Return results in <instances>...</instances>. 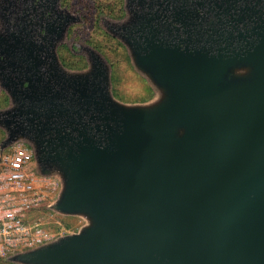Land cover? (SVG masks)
Instances as JSON below:
<instances>
[{"label": "water", "instance_id": "95a60500", "mask_svg": "<svg viewBox=\"0 0 264 264\" xmlns=\"http://www.w3.org/2000/svg\"><path fill=\"white\" fill-rule=\"evenodd\" d=\"M181 3L126 39L152 99L116 98L109 77L74 90L39 73L42 87L21 91L30 104L0 109L1 147L30 142L61 184L48 208L84 220L12 262L264 264V36L214 49L200 0Z\"/></svg>", "mask_w": 264, "mask_h": 264}, {"label": "flooded vegetation", "instance_id": "af4514ba", "mask_svg": "<svg viewBox=\"0 0 264 264\" xmlns=\"http://www.w3.org/2000/svg\"><path fill=\"white\" fill-rule=\"evenodd\" d=\"M183 1L192 6L195 0H0V88L6 100L0 109L30 104L21 91L30 82L42 87L36 80L39 73L44 75V84L61 89L64 82L71 81L74 90L87 76L102 85L108 84L109 77L116 98L130 103L152 99L151 85L153 93L144 100L120 95L113 58L123 51L135 68L126 44L133 28L153 15L166 23L171 17L164 16ZM200 2L201 33L210 47L246 48L264 36V0ZM8 89L16 90V95ZM8 118L10 114L0 115V144L9 134L5 127ZM9 125L14 127V123ZM22 142L35 155L32 144Z\"/></svg>", "mask_w": 264, "mask_h": 264}, {"label": "built area", "instance_id": "2783aa9c", "mask_svg": "<svg viewBox=\"0 0 264 264\" xmlns=\"http://www.w3.org/2000/svg\"><path fill=\"white\" fill-rule=\"evenodd\" d=\"M60 188L56 177L38 172L34 151L27 143L4 149L0 145V257L69 232L60 220L48 219L46 207Z\"/></svg>", "mask_w": 264, "mask_h": 264}, {"label": "rangeland", "instance_id": "374dc122", "mask_svg": "<svg viewBox=\"0 0 264 264\" xmlns=\"http://www.w3.org/2000/svg\"><path fill=\"white\" fill-rule=\"evenodd\" d=\"M120 52L121 53H118V56L116 55V58H113L115 61L117 91L128 100H144L149 98L153 93L152 89L149 87L150 84L132 66L128 56L125 55L123 51ZM0 94H2L1 88ZM46 208L47 214L49 215L48 219L54 222L60 220L62 224L66 226L67 231H69L67 233L76 231L84 223V220L81 218H63L62 215H56L54 211L50 210L48 207ZM0 264H3L2 257H0Z\"/></svg>", "mask_w": 264, "mask_h": 264}, {"label": "trees", "instance_id": "16d2710c", "mask_svg": "<svg viewBox=\"0 0 264 264\" xmlns=\"http://www.w3.org/2000/svg\"><path fill=\"white\" fill-rule=\"evenodd\" d=\"M6 103V100L4 101V95L3 94H0V107L4 106V104ZM70 218V216H63V218ZM2 262L3 264H16L14 262H12L11 260L8 259V257L6 258H2Z\"/></svg>", "mask_w": 264, "mask_h": 264}]
</instances>
